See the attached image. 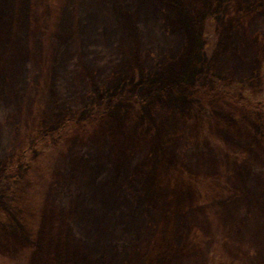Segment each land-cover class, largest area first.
<instances>
[{"label": "rangeland", "instance_id": "1", "mask_svg": "<svg viewBox=\"0 0 264 264\" xmlns=\"http://www.w3.org/2000/svg\"><path fill=\"white\" fill-rule=\"evenodd\" d=\"M263 69L264 0H0V264H264Z\"/></svg>", "mask_w": 264, "mask_h": 264}, {"label": "trees", "instance_id": "2", "mask_svg": "<svg viewBox=\"0 0 264 264\" xmlns=\"http://www.w3.org/2000/svg\"><path fill=\"white\" fill-rule=\"evenodd\" d=\"M213 25H214L213 20H209L206 22V29L208 34H210L209 32L211 31V28H213ZM262 75H263L262 77L264 78V69ZM241 87L243 86L240 84L230 85V86L225 84V86L224 87L222 86L221 89H223L224 93L228 94V96L240 91V93L245 97L246 101L251 106H254L255 109H258L264 114V93L258 95H251V92H249L248 89L240 90Z\"/></svg>", "mask_w": 264, "mask_h": 264}]
</instances>
